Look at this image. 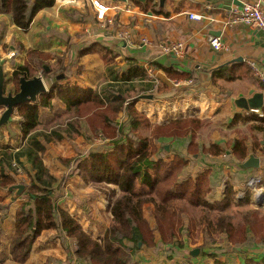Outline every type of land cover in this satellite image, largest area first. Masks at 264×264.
<instances>
[{
	"label": "trees",
	"instance_id": "1",
	"mask_svg": "<svg viewBox=\"0 0 264 264\" xmlns=\"http://www.w3.org/2000/svg\"><path fill=\"white\" fill-rule=\"evenodd\" d=\"M55 4L56 0H0V15L10 16L15 28L27 31L42 11L53 8ZM78 54L80 57L98 54L104 64L113 70H108L113 83L130 82L132 85L123 91L120 85L113 84L106 91L58 85L55 82L37 103L18 108L25 144L17 151L5 148L0 154V192L15 185L10 173L13 170L17 173L15 166H22V159L29 166L25 167V190L19 197L21 203L14 216V231L9 244L11 261L26 264L37 239L49 229L59 231L68 253L66 264H141L142 249L164 250L168 260L184 257L186 239L193 237L196 227L193 219L185 223L181 218L188 213L189 208L203 215L197 226L198 232L205 237V243L213 247L218 237L225 235L226 244L232 248V252H228L226 247H220L209 250L207 254L203 253L202 258H208L213 264H229L238 254L244 255L247 250L257 246L264 247V235L257 236V233L250 232L248 235L254 236L251 238L253 242L247 235L248 226L254 231L261 229L264 232V210L253 209L250 194L244 200L237 199L233 186L226 183L225 192L221 196L219 187L222 176L218 174L215 178L211 168H205L203 172L202 169L195 170L194 164L187 158L193 143L188 144V152L184 153L179 148L175 151L172 145L170 153L174 156L169 160L165 147L159 144L160 140H178L186 137L191 129L186 127L187 121L183 117L170 119L162 125L152 123L146 112L135 107L136 100L145 94L156 96L155 85L145 87L148 81L146 71L130 60L125 66L119 67L116 60L120 54L114 48L91 41L86 42ZM51 59L55 60L54 66L49 63ZM64 61L63 57L28 51L25 65L13 73L11 83L15 85V92L19 91L20 78L32 79L38 75L39 70L53 80L62 74L66 76L69 66H65ZM43 65L50 67L49 73L46 74ZM119 73H122L121 78ZM166 74L171 79L188 77L179 73L172 74L170 70H166ZM133 97L138 98L129 101ZM53 99L66 105L65 119L88 120L93 134H101L103 139L111 142L110 147H100L82 160L74 173L88 184L119 188V196L110 202L111 223L99 239L92 238L70 213L56 205L55 197L60 182L46 167L41 155L44 154V146L40 142H50L46 132L52 127H45L40 122V108L50 107ZM123 113L127 116L125 120L119 119ZM261 114L263 117L239 114L228 125L231 128L239 122L254 123L250 129L257 135L264 134V110ZM94 116L101 120L100 124L93 121ZM61 119L62 116L55 115L53 126ZM81 129V122H71L63 133L75 137L82 133ZM51 136L61 138L59 136L64 135L54 132ZM227 144L223 148L212 144L203 148L202 152L215 158L231 155L233 159L230 163L244 162L248 158L247 138L233 139ZM254 144L259 147L257 140ZM154 156L157 161L153 163L151 158ZM149 203L154 205V229L144 217V206ZM181 203H186L187 210L178 208ZM232 207L243 208L240 223H236L238 210ZM7 216L5 197L0 196V218L5 220ZM155 228L160 236L158 243ZM71 246L75 247V251H72ZM222 256L226 257L224 262L219 259ZM248 264H264V257L258 261H249Z\"/></svg>",
	"mask_w": 264,
	"mask_h": 264
},
{
	"label": "crops",
	"instance_id": "2",
	"mask_svg": "<svg viewBox=\"0 0 264 264\" xmlns=\"http://www.w3.org/2000/svg\"><path fill=\"white\" fill-rule=\"evenodd\" d=\"M254 2H260L264 11V0H145V2H124L121 0H74V2H71L70 0H56L55 6L51 9L42 11L30 26L31 30H33L38 23L35 41L33 39L35 47L30 46V49L24 52L23 60H19L15 63L11 72V78H13V73L16 70L25 65L27 52L38 51L45 55L63 57L65 59V66H69L66 76L62 74L57 76L54 80L50 77H46L43 71L39 70L38 75L42 74L48 81L47 83L44 81L47 93L55 82L58 83V85L79 86L83 89L93 90H106L108 86L113 87L114 84V86L120 85L119 88L123 91L128 90L132 83H113L111 80L112 76L108 71L113 70L109 69L104 64L98 54H90L83 57L79 56L78 52L84 46L83 44L91 41L100 46L105 45L108 48H114V51L120 54L116 60L119 67L125 66V63L129 60L137 67L146 71V73L149 66L154 67L155 79L149 78L147 74L146 78H148V81L145 82V87L151 85L156 86L154 90L156 95L155 98L153 97L152 100L140 98L135 102V107L139 111L146 112V115L152 123L160 125L165 124L172 116L182 114L177 113L178 109L185 108L186 115H192L201 120L207 117L214 119L226 114L227 117H229L226 120L229 124V121L236 115H256L247 113L236 107L235 101L240 95L249 98V93L251 91L264 94V82L253 76L248 64L249 62L255 63L264 73V34L257 29L244 25H236L233 27L225 26V22L231 15V10L234 6H241L243 3ZM104 9H106L105 18L104 21H100L98 19V12ZM191 14L201 17L200 20L191 19ZM8 17L9 16L6 15H0V30H5L6 27L7 30L13 31L16 35H18V33L25 35L30 30V28L27 31L15 28L11 18L9 19ZM111 19L113 20L112 23ZM57 26L61 27L60 31ZM120 31L126 32L129 38L124 40L118 38L117 34ZM71 38H77L81 42L75 48L76 56L74 57L69 53ZM144 38L151 41L153 45L147 46L143 44L142 39ZM210 38H221L224 43V49L222 51H214L209 42ZM6 39L7 37L4 38V41ZM63 42L67 45L66 49L64 47L65 51L63 54L58 55L52 53L51 49L59 47L61 44L64 45ZM160 42L182 43L184 45L183 55L181 57L163 55L158 49ZM78 47H80L79 50ZM14 51V46H11L10 54L12 53L13 56ZM12 62H14V59H12ZM49 63L51 66H54L55 60L51 59ZM94 64H96V66H94ZM0 66L3 67L4 72L7 70V65L4 60H0ZM43 66L46 69V74L49 73L50 67L48 65ZM166 70H170L172 74L179 73L188 75V77L171 79L167 76ZM4 75H6V73H4ZM61 76H63V78L59 79ZM119 76L121 78L122 73H119ZM189 80H194V85L175 88V83L178 81L185 82ZM40 97L41 96H39V98ZM175 100L178 101L176 106H174V109L175 107L177 109L173 111L176 112V114L172 113V107L168 108V112L170 113H167L166 110H162L163 107L168 104V101L173 104ZM156 108L157 110L162 108L161 110L163 113L158 115L155 113L153 115ZM2 110L4 111V109L0 108V113ZM45 112L47 114V119L43 121V114ZM261 113L262 111L260 114ZM65 114L66 105L58 99H53L50 107L40 108V122L45 127H50L53 126L55 115L62 116L63 119L59 121L62 122L65 121ZM164 115L166 119H163ZM20 123L21 120L17 109L11 122L7 126L0 128V154H2L5 148H11L17 151L24 146L25 141L22 137ZM228 124L227 128H230ZM251 125H254V123L243 124L239 122L231 127V129L236 130L238 127H247ZM82 126L85 128V124ZM11 131L14 132V137L9 136ZM250 131L252 130L250 129ZM252 132L253 135L256 134L254 131ZM261 136H264V134H261ZM59 137L61 138L51 136L52 139H57V144H50V146L69 145L68 149L72 150V155L74 154L75 156L67 159L62 157L54 158L55 163H53L51 167L45 163V161L49 159V154H51L47 142L44 140L40 141L44 146V154H41L44 163L53 174L55 173L58 175L56 176L54 174L56 178L62 176L67 184V186H64L66 196L61 198L58 202V206L70 213L92 238L99 239L104 235L111 223L110 202L114 201L119 196V188L116 186L101 188L104 191V195L97 196L95 200L88 199V197L86 199L81 197V195H79L80 192L93 193L95 189L98 188L86 183L80 176L74 175V173L64 176L66 169L61 167L58 161L66 167V163L69 162L66 160L70 159L74 161L75 157H80L83 156L82 154H85L81 158V162L86 159V156L90 157L98 147H93V149L89 151H81V154H79L76 149L77 147L72 149L69 142H75L77 144V141H80L86 143L88 140L85 134L81 133L80 135H76L74 139H68L64 136ZM234 139H239V137L236 136ZM262 142H264V139L259 138V147L254 144V140L248 145L249 156L247 159H249L251 155L259 158L261 161L259 169L243 170L239 168L237 165L244 163L246 159L244 162L230 163L229 165L234 169V173L226 176V179L230 178L228 181L236 191L237 199L244 200L245 196L250 194L252 198V207L256 211H260L259 209L263 207L262 204H264V202L259 203L258 201V193L261 191L264 195V157L259 156L257 153V150H262L264 152V145H262ZM221 144L219 145L221 146ZM169 154L168 152L166 155L171 158L169 160H172L173 155ZM169 160L166 159V162H169ZM151 161L153 163L156 162L157 157H152ZM80 162L77 166L80 165ZM21 163L24 168L29 167L24 159H22ZM216 165L217 168H224V174H227L226 169H230L226 167L225 164H215L211 161L203 163L204 167H195L194 169L197 171H199L198 169H202L203 172L205 168L212 169ZM11 176H13L12 172ZM25 179L26 176L21 180L25 181ZM228 181H224L219 187V194L221 196H223L221 188L224 185L226 188V183H228ZM72 184H75L76 187ZM74 190L78 192L76 193ZM74 194L77 195V198ZM106 195H109L108 199ZM0 196H2V194H0ZM6 202L7 198L5 197V203ZM20 203L21 201H18L14 211L9 213L0 229L1 236L2 234L4 235L3 238L0 237V245L3 244V241L8 244V246L4 248L5 255L2 256L0 252V264L4 262L3 260L5 258L7 262L8 260L10 261L9 244L14 231L15 212ZM150 206L153 207L154 205ZM95 211L98 217L107 216L108 218L110 217V220L105 226L97 221V226L94 229L87 230L85 226L86 220L88 217L91 219L89 213ZM145 214L144 208V217L146 218ZM150 226L152 227L151 224ZM9 227L12 233L10 231L8 234L7 231L9 232ZM45 233L42 235L43 238L47 236L44 247L49 250L55 249L58 251V242L51 240L53 233ZM48 234L52 235L48 236ZM155 235L157 236V234ZM37 242H40V240L36 241V244ZM158 242H160V237H156V243ZM152 250L153 249H150V251L146 252V254H148L147 256H142L141 264H167L169 262L173 264H183L179 262L180 259L169 261L165 259L164 263H151V260L148 258H153V255L158 256L159 254H154ZM184 257H186L185 252ZM173 261H175V263ZM220 261L224 262L222 260ZM10 263L13 264L12 262ZM187 264H194V260L190 259ZM202 264L206 263L203 262Z\"/></svg>",
	"mask_w": 264,
	"mask_h": 264
},
{
	"label": "rangeland",
	"instance_id": "3",
	"mask_svg": "<svg viewBox=\"0 0 264 264\" xmlns=\"http://www.w3.org/2000/svg\"><path fill=\"white\" fill-rule=\"evenodd\" d=\"M74 12H76V11H74ZM8 18L10 19V16ZM112 21L113 20L111 19V23H112ZM37 25H38V23L35 25V28L33 30H31V28H30V30L25 35L19 34V33H18V35H16L13 31L11 32V31L7 30L6 27H5V30L3 29L4 31L0 30V32H1V36H0V60H4L6 65H7L6 66L7 70H5V72H4V73H6V75H5L6 94H8L9 92H12L14 94L16 93L15 92V85L13 83H11V80H12L11 72L15 66V63H17L19 60H21V61L23 60L24 52H26V50L30 49V46L35 47L34 43H33V39L35 41V34L38 31ZM109 25H111V24H109ZM58 28L60 31L61 27H58ZM1 37H2V39H1ZM5 37H7V39L4 41ZM76 39L77 38H71L70 39V45L68 44L70 46L69 47V53H70V55L72 54L73 57L76 56L75 48L81 43L78 39L77 40ZM83 42H84V38H83ZM11 46H14V50H15L14 56L12 55V53L10 54V47ZM64 47L66 49V47H67L66 43H64V45L61 44L59 47H55V48L51 49V51H52V53L61 55L65 51ZM79 49H80V47H78V50ZM18 53H20V54H18ZM12 59H14V62H12ZM94 66H96V64H94ZM35 77H41L43 79V81H45L46 83L48 82L42 74L37 75ZM154 79H155V74H154ZM189 85H194V80H189V81H185V82L178 81L177 83H175V88H181L182 86H189ZM17 90H19V85H18ZM179 94H180V92H179ZM147 95H151L155 98V96L152 94H145L144 96H147ZM132 96H134V95H132ZM177 96H181V95H177ZM182 96H185V95H182ZM136 98H138V97H135V98L133 97V98L129 99V101H132V99H136ZM177 102L178 101L175 100V102L173 101V104H172V103H170V101H168V104H166V106H164L163 109L160 108L157 110V108H156L153 112V115L155 113L157 115L160 113H163L162 110H166L167 113H170V112H168V108L172 107V109H173V107L176 106ZM176 109L177 108L175 107L174 111H176ZM184 109L185 108H180V109H178V112H177V113H182L183 115L179 114L176 116H172L171 119L175 120L177 118L183 117L182 119H185L184 121H187L185 123L187 125L186 127L191 129L190 133L188 132V135L186 137H181L178 140H174L171 138H169V139L162 138L160 140L159 144L162 145L163 147L168 146L169 147V153H170L172 145L176 148V149H174L175 151H177L179 148V149H181L179 151L184 153L185 151H187L188 144L193 143L192 146L190 147L191 152H189L190 154L187 155V158L189 159V161L191 160L192 164H194V168L195 167H204L203 163H207L209 161H211L215 164L222 163V164H225L226 167L230 168L229 170L226 169L227 174H224V172H223L224 168L223 167L217 168V165L211 169L215 174L214 175L215 178L218 177V174H220L222 176L223 180L221 181V183H223L226 180L228 181L230 179V178L226 179V176L228 174L234 173V171H233L234 169L229 165L230 160L232 161V159H233V156L221 155L220 157L215 158L213 156H209L207 154H204L202 152V149L207 148V147H209V145H212V144L219 145L221 143L222 144L220 147L223 148L225 146H228L227 143L230 142L231 140H233L236 136L239 137V139L247 138V140L249 141L248 145H249V143L251 144L253 142V140L254 141L257 140L259 143V138L264 139V136H261V134L253 135L252 134L253 132L250 131V126L238 127L236 130L231 129V128H227L228 123L226 120L229 117H227L226 114H224L220 117L214 118V119H210V117H207L203 120H201V119L198 120V118H196L192 115H186L185 114L186 109L185 110ZM3 112L4 111L2 110V112L0 113V117L2 116ZM82 112H83V110H82ZM174 113H176V112H174ZM46 116H47V114L45 112L43 114V118H44L43 121H46V119H47ZM125 118H127V116L124 113L119 117V119H123V120H125ZM164 118H165V115H164L163 119ZM87 119H89V117H87ZM93 121H95L96 124H100V122H101V120L96 116H94ZM71 122H73V123H80L81 122V126L83 124H85V128L82 126L83 129H81V131L83 134L86 135L88 142L82 143L80 141H77V144H78L77 145L75 142L71 143L68 141L69 144L71 145L72 149H75L74 147H77L76 149L78 150L79 154H81L80 153L81 151H89V150L93 149V147H98L97 149H99L100 147L108 148L111 145V142L109 141V139L105 140V139H103L101 134L97 135L96 133L93 134L91 132V125H90L88 120L82 119L79 121H72L71 119L67 120V118H66L65 121L59 122L58 124L50 127V129H48V131L46 132L48 135V138H50V143L47 142V146L49 147V151L51 152V154H49V159H47L45 161V163L49 167H51V165L53 163H55L54 158H57V157L61 158L62 157V158L67 159V158H72L75 156L74 154L72 155V150L68 149L69 145H66V146L58 145L55 147H53L52 145L50 146V144H53V145L57 144L56 143L57 139H51V135L54 132H60L64 135V137H66L68 139H74L75 138L74 135L71 137H68L67 134L63 133L64 130H67V127ZM54 123H55V121H54ZM126 129H127V127H126ZM125 131H127V130H125ZM9 136L14 137V132L11 131ZM166 152H167L166 154H168V151H166ZM257 153L259 156L264 157V152L262 150L261 151L257 150ZM170 154L173 155L172 153H170ZM82 155L84 156L85 154H82ZM83 156L75 157L74 161L70 160V159L66 160V161H69L68 163H66V167H68V168H66L62 163H60L58 161V163L61 164L60 166L63 167L64 169H66L65 170L66 173L64 174V176L66 174L68 176V175H71V174L76 172L75 169L77 168V165ZM87 157L88 156H86V159H87ZM61 162H63V161H61ZM48 166H46V167L48 168ZM15 167H16L17 173L15 170H13L12 171L13 176H11L14 179V181L16 182L15 185H24L25 186L24 181L21 180V179H23L24 176H26L25 168L23 166H20V165L15 166ZM217 169H218V171H217ZM52 170H53V168H52ZM51 174L54 175L55 173L53 174L51 172ZM10 175H11V173H10ZM55 175L58 176L57 174H55ZM57 179L60 182L59 189H58L56 197H55L56 205L58 206L59 205L58 202L61 200V198L66 196V192H65L66 190H65L64 186H67V184L65 183L66 181H64V178L62 176H59ZM228 183H229V181H228ZM15 185H13V186H15ZM72 185L74 187H76L75 184H72ZM96 188H98V189H95L94 192L92 191L93 193H90V192L89 193L88 192L82 193V192H80L79 195H81V197H83L84 199H86L88 197V199L95 200V198L97 196L104 195V191L101 188H106V187L96 186ZM74 191L76 193L78 192L76 190H74ZM221 192L222 193L225 192V185L221 188ZM0 194H2L3 197L7 198V202L5 203V205H7V207H8V215H9V213H12L14 211L15 207L17 206L16 204L18 203V201H20L18 198L21 195L17 196V190H14L11 193H9L8 190L7 191H1ZM74 195L77 198V195L76 194H74ZM106 198L108 199L109 195H106ZM146 205L144 206L145 213H146L145 216L147 219H149L148 221L153 227V228L152 227L151 228L154 229V227H155L154 210H153L154 206L151 203L146 204ZM150 205H152L153 207H151ZM262 206L263 207H261L259 209L260 211L264 210V204H262ZM178 208L183 209V210H187L188 207H187L186 203L185 204L181 203L178 205ZM230 209H231V207H230ZM232 209L238 210L236 223H240V220H242L241 219V212L244 211V210H242L243 208L242 207L241 208L240 207H237V208L232 207ZM245 209H247V208H245ZM249 209H251V208H249ZM90 215H91V219L88 217L86 220V224H85L87 230L94 229L97 226V224H96L97 221L99 223H101V225L105 226V225H107L108 221L110 220L109 219L110 217L108 218L107 216L98 217V214L96 211L90 212L89 216ZM202 216L203 215L200 216V214L198 213V210L189 208L188 213L183 215V217H181L185 223H188L190 221V218L193 219L194 222H196V227L194 229L195 233H194L193 237L189 236L188 237L189 239H186L187 247H188L185 250V256L186 257H175L174 258V259H180L179 262H182L183 264H187L190 259L194 260V264H202L203 262L213 264V262L211 260H208V258H206V257L202 258V255H203V253L207 254L208 252H210L214 249L217 250V248H220V247H226V250L228 252H232V248H230V246H228L225 242V238H226L225 235L219 236L217 239V244L212 245L213 247H211L210 244L205 243V237L203 236V234L201 232H198V226H197V224H198L199 220L202 218ZM259 217H263V216H259ZM98 218H100V219H98ZM5 220H1V218H0V229L3 226L2 224ZM9 229H10L9 232L7 231L8 234L10 233V231L12 233V230L10 227H9ZM246 230H247V235L250 234V232L257 233V236L264 235V232L261 231V229H255L256 231H254L253 229H250V227L248 226ZM45 232L46 233H53L51 240L58 242L57 243L58 251L55 249L49 250V249H46L44 247V243L47 240V236L43 238L42 235ZM155 234H157L156 237H160L159 232L156 230V228H155ZM51 235L52 234H48V236H51ZM252 236L248 235V237L251 241H252L251 238L254 237V236L253 237ZM0 237L3 238L4 235L2 234V236H1V233H0ZM38 240H40V242H37V244H35L33 252L31 254L27 264H66L67 263L66 261H67L68 253L65 249V246L63 245V243L61 241V237L59 236V231L57 229L45 230L44 232L41 233V235L39 236L37 241ZM7 246H8V244L5 241H3V244L0 245V252H1L2 256L5 255L4 248ZM255 246H257V245L255 244ZM71 249H72V251H75L74 246H71ZM197 249L200 250V254L196 257L191 256L190 253L197 250ZM148 251H150V250L142 249L141 250L142 253L140 255L141 258H142V256H144V257L147 256L148 254H146V252H148ZM152 252L154 254H158V253L159 254H158V256H155L151 253L154 256L153 258H148L149 260H151V263H164L165 259H167V255H166V252L164 250L153 249ZM250 255H252V256H250ZM260 257L261 258L264 257V247L263 246H257L255 248H253L252 250L249 249L244 253V255L238 254L237 256L234 257L235 258L234 260H231V262H228V263L229 264H245V260H246V264H248L249 261H252V262L258 261L260 259ZM219 259L222 261H225L226 257L222 256V257H219ZM3 261L4 262L1 264H11L10 262L15 264L13 261H11V259H10V261L8 260V262H7L6 258H5ZM173 262L175 263V261H173ZM167 264H173V263L169 262Z\"/></svg>",
	"mask_w": 264,
	"mask_h": 264
},
{
	"label": "water",
	"instance_id": "4",
	"mask_svg": "<svg viewBox=\"0 0 264 264\" xmlns=\"http://www.w3.org/2000/svg\"><path fill=\"white\" fill-rule=\"evenodd\" d=\"M127 1H139L145 2V0H121ZM63 78V76L59 77ZM47 93V88L41 77H34L32 79H26L24 77L19 80V91L17 93L9 92L6 94V80L3 71V67L0 66V108L4 109L2 116L0 117V128L7 126L16 112V110L25 104H35L38 101L39 96ZM143 99L152 100L153 96H143ZM235 105L242 111L247 113L261 112L264 110V94L254 93L251 91L249 93V98L240 95V97L235 101ZM264 145V142H262ZM166 151L169 152V147H165ZM260 159L251 155L244 163L237 165L243 170L259 169ZM253 184V183H252ZM17 190V195L20 196L25 190L24 185H15L8 189L11 193ZM141 246V244L139 245ZM200 254V250H195L190 253L191 256L196 257Z\"/></svg>",
	"mask_w": 264,
	"mask_h": 264
},
{
	"label": "built area",
	"instance_id": "5",
	"mask_svg": "<svg viewBox=\"0 0 264 264\" xmlns=\"http://www.w3.org/2000/svg\"><path fill=\"white\" fill-rule=\"evenodd\" d=\"M70 1L74 2V0H70ZM106 9L102 10L101 12L100 11L98 12V19L100 21H104ZM190 18L193 20H200L201 17L191 14ZM236 25H244L250 28H254L261 31L264 34V11L262 9L261 3L260 2L243 3L241 6H234L233 9L231 10V15L225 22V26L233 27ZM117 37L120 38L121 40L129 38L128 34L122 31H120L117 34ZM209 42L214 51H222L224 49V43L222 42L221 38H210ZM142 43L147 46L153 45L151 41L145 38L142 39ZM158 49L165 56L181 57L183 55L184 45L180 42L177 43L160 42L158 45ZM248 64L252 71L253 76L264 82V73L257 67V65L253 62H249ZM147 74L149 78L154 79V74H155L154 67L149 66L147 68ZM174 110L175 109L173 107L171 111L173 112ZM252 114H256L259 117H263V115L260 114V112H254ZM263 197L264 195L260 191L258 193L259 203L264 202Z\"/></svg>",
	"mask_w": 264,
	"mask_h": 264
}]
</instances>
